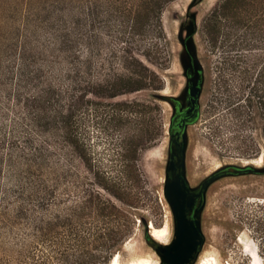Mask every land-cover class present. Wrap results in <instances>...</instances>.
<instances>
[{
	"label": "rangeland",
	"instance_id": "rangeland-1",
	"mask_svg": "<svg viewBox=\"0 0 264 264\" xmlns=\"http://www.w3.org/2000/svg\"><path fill=\"white\" fill-rule=\"evenodd\" d=\"M27 40L41 58L57 57L49 69L29 50L41 88L48 73L66 80L68 56L88 66L66 82L76 88L66 143L55 130L42 135L55 153L54 200L40 213L54 247L37 240L38 264H58L62 252L68 264L87 251L98 256L118 228L126 237L108 264L115 255L122 264H163L150 233L168 224L171 245L176 238L165 190L177 105L190 106L192 88L200 89V111L184 131L183 175L198 191L219 174L198 215L204 245L195 264L209 254L220 264H249L243 248L253 242L264 261V160L244 163L264 157V0H0V120L8 125L20 120L12 96ZM107 114L117 118L110 128Z\"/></svg>",
	"mask_w": 264,
	"mask_h": 264
},
{
	"label": "trees",
	"instance_id": "trees-1",
	"mask_svg": "<svg viewBox=\"0 0 264 264\" xmlns=\"http://www.w3.org/2000/svg\"><path fill=\"white\" fill-rule=\"evenodd\" d=\"M66 43H70V39L64 37L59 48L61 53H66L63 51ZM30 45L31 42L27 40L22 48V63L17 74L19 82L15 85L12 96V107L17 109L13 112L15 116L19 115L20 120H12L9 125L4 122V115L0 120V264H38L37 240L46 242L51 250L54 247L52 224L45 222L40 213L49 210L54 200L51 162L55 153L52 152L50 139H43L42 135L51 134L55 130L60 133L62 142L66 143L76 92V88L66 82L70 80V75L79 76L82 69L88 68L86 62L68 56L71 68L65 71L66 80L63 82L59 76L48 73L52 81L44 78L48 81V86L41 88L43 72L39 68L29 69L35 63V57L28 56L29 50L35 51L36 54L39 52L38 59L42 60L44 65L50 64L49 69L54 64L52 58L57 57L51 54L49 60L41 58L42 52ZM45 48L48 50V47L44 46L43 49ZM0 85L3 86V83ZM27 91H33V94ZM261 105L264 110V104ZM1 107L0 102V111ZM104 113L97 110L95 116L103 117ZM106 117L107 120L102 118L107 122L105 128H110L109 124L112 126L117 118L110 114ZM124 141L125 139H122L121 144ZM121 144L118 146L117 157L123 159L125 156L120 152L124 150ZM250 150L249 147L245 152ZM124 237L125 230L118 228L107 237V241L100 243L98 256L87 251L78 254L72 264H81L82 259L88 264H108L112 249L118 242H122ZM99 239L102 240V237ZM59 255L56 257L58 264H68L69 255L65 252ZM53 259V256L49 255L47 261L51 262Z\"/></svg>",
	"mask_w": 264,
	"mask_h": 264
},
{
	"label": "water",
	"instance_id": "water-1",
	"mask_svg": "<svg viewBox=\"0 0 264 264\" xmlns=\"http://www.w3.org/2000/svg\"><path fill=\"white\" fill-rule=\"evenodd\" d=\"M200 95L199 88L191 89L192 110L188 111L190 116L196 107ZM180 131L182 128H179ZM177 132L172 135V139L177 137L178 146L182 157L178 169H183L185 164V132ZM219 174L212 176L205 182L199 197H203L209 184L218 178ZM190 190L187 186L183 171L177 175L176 179L167 180L165 195L169 201L176 219V238L169 247L159 246L157 253L163 260V264H195L204 245V237L201 232L199 222H188L186 219L187 209L192 210L195 204V196L189 195ZM201 208L195 212L198 218Z\"/></svg>",
	"mask_w": 264,
	"mask_h": 264
},
{
	"label": "flooded vegetation",
	"instance_id": "flooded-vegetation-1",
	"mask_svg": "<svg viewBox=\"0 0 264 264\" xmlns=\"http://www.w3.org/2000/svg\"><path fill=\"white\" fill-rule=\"evenodd\" d=\"M190 96V95H189ZM189 100H192V97H189ZM179 105H177V116L173 122V126H172V131L174 134H176L177 132L180 131V127L182 128V130L180 132H184L185 129L192 125L193 122L199 117V111H200V107H199V103H197L196 107L194 108L192 114L190 116L187 115L188 111L190 110V108L192 107V102L190 104V106L188 108H186L185 110H183L182 112L179 111ZM171 154H172V161H173V165H172V169L169 175V180L172 181L174 179H176L177 175L180 174V172L183 171V169H178L181 157H182V153L180 151V148L178 146V142H177V137H175L172 141V147H171ZM227 173L229 174V170H224L222 173ZM201 193V189L198 191H191L189 195L191 196H195L196 201L195 204L193 206L192 210L187 209L186 212V219L188 222H194V221H198V218H195V212L197 209L202 208L203 205V200H204V196L203 197H199L198 195ZM199 222V221H198Z\"/></svg>",
	"mask_w": 264,
	"mask_h": 264
},
{
	"label": "bare ground",
	"instance_id": "bare-ground-1",
	"mask_svg": "<svg viewBox=\"0 0 264 264\" xmlns=\"http://www.w3.org/2000/svg\"><path fill=\"white\" fill-rule=\"evenodd\" d=\"M263 160H264V157L262 154L257 159H254L251 161H245L244 163L248 165H257V164L263 163ZM150 235L152 239H154L161 246L169 247L171 245L170 242L168 241V235H169V225L168 224L160 228L153 225L151 227ZM243 253H245L247 258L249 259V264H253L254 260H257L259 264H264L263 258L255 242H253V246H250L249 244H245L243 248ZM112 264H122L120 261V255H115V258L113 259ZM130 264H160V262L159 261L152 262L150 259L142 258ZM197 264H220V262L216 254H209V255H204V256L202 255V257L198 260Z\"/></svg>",
	"mask_w": 264,
	"mask_h": 264
},
{
	"label": "clouds",
	"instance_id": "clouds-1",
	"mask_svg": "<svg viewBox=\"0 0 264 264\" xmlns=\"http://www.w3.org/2000/svg\"><path fill=\"white\" fill-rule=\"evenodd\" d=\"M253 264H259V262L257 260H254Z\"/></svg>",
	"mask_w": 264,
	"mask_h": 264
}]
</instances>
